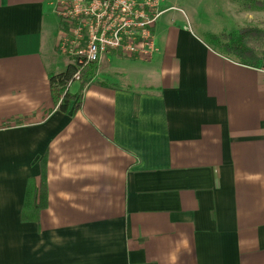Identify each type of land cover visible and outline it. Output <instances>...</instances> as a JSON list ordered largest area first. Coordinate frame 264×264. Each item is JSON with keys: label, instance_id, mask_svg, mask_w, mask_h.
<instances>
[{"label": "crops", "instance_id": "crops-1", "mask_svg": "<svg viewBox=\"0 0 264 264\" xmlns=\"http://www.w3.org/2000/svg\"><path fill=\"white\" fill-rule=\"evenodd\" d=\"M180 4L151 59L103 55L62 113L56 0H0V264H264V63L212 50L192 26L210 12Z\"/></svg>", "mask_w": 264, "mask_h": 264}, {"label": "built area", "instance_id": "built-area-1", "mask_svg": "<svg viewBox=\"0 0 264 264\" xmlns=\"http://www.w3.org/2000/svg\"><path fill=\"white\" fill-rule=\"evenodd\" d=\"M166 11L162 0H56L58 50L77 67L73 80L108 53L151 59L157 52L154 27Z\"/></svg>", "mask_w": 264, "mask_h": 264}, {"label": "rangeland", "instance_id": "rangeland-1", "mask_svg": "<svg viewBox=\"0 0 264 264\" xmlns=\"http://www.w3.org/2000/svg\"><path fill=\"white\" fill-rule=\"evenodd\" d=\"M182 1L184 0H166L168 10L166 9L163 18L173 16L185 21L187 13L180 4ZM204 1L189 0L191 7L202 11L201 14L210 12L207 17H199L200 23L195 22L192 25L194 32L219 51H228L225 44L231 38H241L243 35L240 40L250 50L254 59L259 60L257 65L264 63V0H222V8H214V0H206L209 9H205V13L201 8ZM213 12L220 13V16L214 15Z\"/></svg>", "mask_w": 264, "mask_h": 264}, {"label": "trees", "instance_id": "trees-1", "mask_svg": "<svg viewBox=\"0 0 264 264\" xmlns=\"http://www.w3.org/2000/svg\"><path fill=\"white\" fill-rule=\"evenodd\" d=\"M243 38V35L242 37ZM240 37L231 38L225 47L228 51H219L216 48H210L217 51L227 57L233 58L243 65H254L256 59L250 52V50L241 42ZM232 50V51H231ZM258 60V59H257ZM97 63L88 64L80 71L79 83L81 88L86 86L95 77L97 70ZM77 71V67L70 64L66 70L60 74L50 77V91L52 99L55 104H58V110L62 113H68L70 110L72 113L78 111L81 107L80 95L71 94L69 92V86L74 82L73 77ZM72 106V107H71ZM42 172L39 187V206H35V195L37 194L36 184L33 179L28 180L24 205L21 210L20 220L22 223H38L40 211L46 206L47 203V185H46V168L45 159L42 162Z\"/></svg>", "mask_w": 264, "mask_h": 264}]
</instances>
